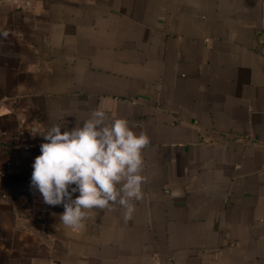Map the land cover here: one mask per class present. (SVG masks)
Masks as SVG:
<instances>
[{"label": "crops", "instance_id": "0c3cea01", "mask_svg": "<svg viewBox=\"0 0 264 264\" xmlns=\"http://www.w3.org/2000/svg\"><path fill=\"white\" fill-rule=\"evenodd\" d=\"M0 33V264H264V0H0ZM98 107L149 137L144 198L74 234L37 130Z\"/></svg>", "mask_w": 264, "mask_h": 264}, {"label": "clouds", "instance_id": "9594fccd", "mask_svg": "<svg viewBox=\"0 0 264 264\" xmlns=\"http://www.w3.org/2000/svg\"><path fill=\"white\" fill-rule=\"evenodd\" d=\"M61 119L63 122L37 130L44 142L32 163L30 187L44 204L63 207L59 223L74 234L85 228L94 209L112 210L119 204L123 219H131L134 202L144 198L147 134L135 130L127 118L109 120L99 107L70 129L65 117Z\"/></svg>", "mask_w": 264, "mask_h": 264}, {"label": "built area", "instance_id": "2783aa9c", "mask_svg": "<svg viewBox=\"0 0 264 264\" xmlns=\"http://www.w3.org/2000/svg\"><path fill=\"white\" fill-rule=\"evenodd\" d=\"M26 5H30V1H26ZM5 174L2 173L1 176H4Z\"/></svg>", "mask_w": 264, "mask_h": 264}]
</instances>
